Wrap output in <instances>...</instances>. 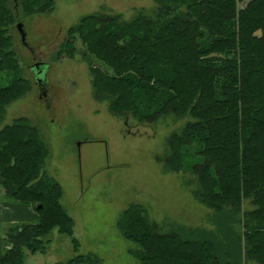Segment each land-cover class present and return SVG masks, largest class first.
<instances>
[{"label":"trees","instance_id":"trees-1","mask_svg":"<svg viewBox=\"0 0 264 264\" xmlns=\"http://www.w3.org/2000/svg\"><path fill=\"white\" fill-rule=\"evenodd\" d=\"M154 16L93 13L68 28L58 56L87 62L92 95L114 116L137 123L165 114L191 116L171 134L164 165L193 173L194 198L211 210L214 230L164 227L141 205L118 220L138 264H264V0H153ZM0 0V123L27 83L12 29L53 0ZM79 41L82 49H77ZM49 151L35 127L18 117L0 126V177L8 202L35 211L3 228L0 264H24L44 252L54 228L71 237L73 255L52 264H103L78 253L73 218L59 182L43 171ZM245 203L250 208H245ZM240 226L237 231L235 226Z\"/></svg>","mask_w":264,"mask_h":264},{"label":"rangeland","instance_id":"rangeland-1","mask_svg":"<svg viewBox=\"0 0 264 264\" xmlns=\"http://www.w3.org/2000/svg\"><path fill=\"white\" fill-rule=\"evenodd\" d=\"M247 1L240 0L238 6ZM156 9L153 0H53L50 10L21 21L29 48L16 26L12 29L27 83L21 95L5 106L0 126L24 117L36 128L49 151L43 171L61 185L60 201L73 218L77 251L96 254L103 264H138L129 254L134 244L121 235L117 224L132 204L144 207L151 221L164 227L214 230L208 220L211 210L192 194L198 186L196 176L171 170L163 162L170 153L171 134L191 116L169 113L153 122L129 118L125 123L109 112L107 101L94 100L92 75L81 54L58 56L68 28L84 15L118 14L128 20L139 12L154 16ZM76 47L82 49L79 41ZM38 62L49 66L47 89L41 96L30 69ZM42 240H48L44 252L27 254L24 264L62 263L74 253L71 237L56 228ZM243 264L262 263L246 259Z\"/></svg>","mask_w":264,"mask_h":264},{"label":"crops","instance_id":"crops-1","mask_svg":"<svg viewBox=\"0 0 264 264\" xmlns=\"http://www.w3.org/2000/svg\"><path fill=\"white\" fill-rule=\"evenodd\" d=\"M2 179L0 177V258L2 254L3 228L9 222L30 220L35 216L30 207H24L15 203L8 202L2 195Z\"/></svg>","mask_w":264,"mask_h":264},{"label":"water","instance_id":"water-1","mask_svg":"<svg viewBox=\"0 0 264 264\" xmlns=\"http://www.w3.org/2000/svg\"><path fill=\"white\" fill-rule=\"evenodd\" d=\"M16 28L19 32L21 41L23 42L24 45H27L26 42V33L23 27V22L19 21L16 23ZM29 48V47H28ZM48 64L46 63H35L33 65L30 66V69L33 72L34 75V79H35V83L38 86V93L40 94H45V91L47 89V85H48V80H47V72H48ZM39 96V97H40Z\"/></svg>","mask_w":264,"mask_h":264}]
</instances>
